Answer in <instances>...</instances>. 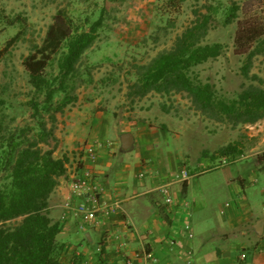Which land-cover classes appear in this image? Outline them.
I'll return each instance as SVG.
<instances>
[{"label":"rangeland","instance_id":"374dc122","mask_svg":"<svg viewBox=\"0 0 264 264\" xmlns=\"http://www.w3.org/2000/svg\"><path fill=\"white\" fill-rule=\"evenodd\" d=\"M212 9L213 20L203 44L220 43L225 48L218 59L193 71L203 83L214 87L218 99H238L251 86L264 89V53L253 58L248 77L242 72L249 53L256 47V43L250 44L249 40L262 35L260 40H264V0H0V141L19 135L37 139L40 132L37 124L42 121L47 130L54 129L57 141L51 139L48 145L41 147L56 151L60 142L57 135L64 137L66 113L76 107L94 104H98L94 107L97 111L111 113L126 126L137 121L160 129L166 125L168 131H172H166L162 140L167 158L183 163L189 161L191 168L198 161L201 163L198 170L195 168L200 172L191 178L192 191H206L207 209L219 212L220 206L224 207L229 199L226 181L229 175H245L249 182L256 179L251 176L252 169L247 168L262 165L258 157L264 152V119L254 124L233 126L227 119H212L197 110L186 94L163 96L151 92L140 97L132 88L138 74L142 73L139 67L149 65L158 55L170 51L177 37L194 24L198 15ZM232 9L235 18L226 24L232 17ZM60 10L68 14L80 31H89L101 15L104 23L70 81L68 93L76 98L75 102L62 113H56V122L52 124L46 112L37 119L33 117L30 101L36 98L44 104L45 96H37L31 87L24 62L34 46L42 45ZM18 34L19 41L9 51H4L6 44ZM59 58L52 60L48 78L59 76ZM63 97L60 93L53 103L57 104ZM176 135H179L177 141ZM232 143L240 144L241 155L237 158L216 157L213 162L202 158V155L208 156V152L214 155L219 148ZM85 146H80L78 160L82 158ZM116 146H121L119 140ZM117 155L121 160L129 161V176L133 182L137 183L140 172L147 173L133 163L135 150ZM165 160L160 161L166 163ZM217 167L228 169L213 170ZM9 175L8 168L0 166V187ZM259 177L261 183L250 185L249 189L260 195L264 175L259 174ZM258 194L254 197L258 201L256 207L260 208L262 200ZM92 237L95 239L94 235Z\"/></svg>","mask_w":264,"mask_h":264},{"label":"crops","instance_id":"0c3cea01","mask_svg":"<svg viewBox=\"0 0 264 264\" xmlns=\"http://www.w3.org/2000/svg\"><path fill=\"white\" fill-rule=\"evenodd\" d=\"M96 105L69 110L65 115L64 137L57 135L60 142L54 157H67L68 163L66 175L50 198V216L63 226L57 238L64 244L63 264H73L74 258L80 259L79 264H126L136 252L156 258V264H264V230L262 234L257 230L258 223L264 221V188L259 190L261 196L249 189L250 185L261 183L259 174L264 175V165L247 168L251 172L245 170L255 175L251 174L255 181L249 182L245 175H229L228 201L224 207L220 206L219 212L207 209L206 191L193 192L191 179L178 180L184 170L195 176L201 163L198 161L191 168L189 161L167 158L162 147L169 129L165 124L161 129L138 121L126 126L111 113L97 111ZM123 134L133 136L130 150L122 146ZM117 140L120 147L116 146ZM95 143H103L98 159L95 164L85 160L84 165L92 169L94 181L102 190L105 211L95 227L83 231L80 219L71 209L84 198L72 193L70 182L80 163L77 158L81 155L80 146ZM133 150L136 151L133 163L147 171L144 178L139 177L141 172L138 174L137 183L130 179L129 161L117 157L119 152ZM208 153L202 158L213 162L212 154ZM220 169L228 168L213 170ZM164 186L170 187L171 205L166 204L160 191ZM257 194L262 200L260 208L256 207ZM111 209L112 213L105 214ZM187 225L191 226L193 238L182 230ZM88 234L91 240L87 239ZM134 264L153 263L142 259Z\"/></svg>","mask_w":264,"mask_h":264},{"label":"trees","instance_id":"16d2710c","mask_svg":"<svg viewBox=\"0 0 264 264\" xmlns=\"http://www.w3.org/2000/svg\"><path fill=\"white\" fill-rule=\"evenodd\" d=\"M212 12L213 9L198 15L194 24L177 37L170 51L158 55L149 65L139 67L142 73L138 74L132 88L140 97L151 92L163 96L186 94L197 110L212 119H227L233 126L257 123L264 119V89L251 86L238 99H218L214 87L203 83L193 71L218 59L225 48L220 43L203 44L213 20ZM230 12L232 17L226 24L235 18L234 10ZM103 23L101 15L89 31H80L65 11H58L42 45L34 46L24 62L31 87L37 96H45L44 104L36 98L29 103L35 119L46 112L53 124L56 113H62L75 102L76 98L68 93L70 81L77 74L82 56L97 40ZM262 36L249 40L250 44L256 43V47L242 68L245 77L249 76L253 58L264 53ZM19 39L20 34L6 44L4 51H9ZM57 56H60L59 76L48 78L47 71ZM60 93L64 97L54 104ZM163 110L169 112L166 107ZM37 125L40 131L37 139L19 135L0 141V166L10 172L7 182L0 187V264H63L64 244L57 239L63 226L50 216V198L66 175L68 159H57L54 149L41 147L48 145L51 139L57 140L53 128L47 130L42 121ZM239 155L240 144L232 143L220 148L211 158L233 159ZM258 161L264 165V152ZM79 263L80 259L74 258L73 264Z\"/></svg>","mask_w":264,"mask_h":264},{"label":"built area","instance_id":"2783aa9c","mask_svg":"<svg viewBox=\"0 0 264 264\" xmlns=\"http://www.w3.org/2000/svg\"><path fill=\"white\" fill-rule=\"evenodd\" d=\"M103 146V143H95L93 145L85 146L83 149V156L79 160L78 170L72 175L70 187L72 193L76 197L84 198L82 203H79L76 207H73L74 216L78 217L81 222V229L87 230L90 227H95L98 224L100 214L104 213L105 209L101 203V188L94 181V174L92 169H89L84 165L85 160L90 161L95 164L98 159V150ZM145 174H140V178H144ZM192 174L189 171L184 170L181 172L178 180L182 182H187L192 178ZM162 195L165 198L166 204H173V198L171 196V191L169 186H164L160 188ZM113 210H107L105 214L112 213ZM264 216V211H263ZM189 238H193V233L191 226L187 225L182 229ZM173 244V243H172ZM145 260L153 264L158 261L156 258H150L148 254L136 252L133 258H128L126 264H134L135 261Z\"/></svg>","mask_w":264,"mask_h":264},{"label":"water","instance_id":"95a60500","mask_svg":"<svg viewBox=\"0 0 264 264\" xmlns=\"http://www.w3.org/2000/svg\"><path fill=\"white\" fill-rule=\"evenodd\" d=\"M122 146L124 150H130L133 145V136L131 134H123L121 136ZM257 230L259 234L263 233L264 230V221H260L257 226ZM87 239L91 240L90 235H87Z\"/></svg>","mask_w":264,"mask_h":264}]
</instances>
